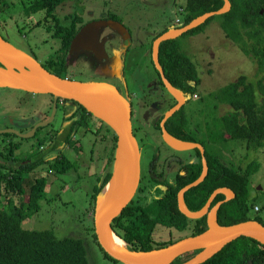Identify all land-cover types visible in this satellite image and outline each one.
Segmentation results:
<instances>
[{
  "label": "trees",
  "instance_id": "obj_1",
  "mask_svg": "<svg viewBox=\"0 0 264 264\" xmlns=\"http://www.w3.org/2000/svg\"><path fill=\"white\" fill-rule=\"evenodd\" d=\"M229 1L231 6L227 12L208 17L203 23L182 35H193L204 30L212 18L217 17L225 35L235 42L245 55L252 57L263 71L264 0ZM55 3H62V0H55ZM43 5L46 4L41 3V6ZM223 5V0H185V4L180 10L181 22L172 28L166 27L159 35L168 30L182 27L203 13L218 10ZM109 19L113 18L110 16ZM82 23H84L83 20ZM176 38L162 41L159 44V64L174 88L187 96L193 97L194 94L197 96L199 79L196 66L174 45ZM46 67L48 71L65 77L63 73L67 70V62L51 60L47 61ZM214 98L215 108L223 103L229 105L230 110L222 115L211 116L212 126L205 124L210 142L218 138L224 139L223 141L240 139L245 142L248 149L257 151L264 148V75L256 80H250L246 75H241L235 81L219 88ZM178 110L176 111V127H168L169 131L173 130L171 133L178 140L201 144L208 167L205 178L184 193L183 202L186 208L192 212L198 211L215 189L227 188L233 192L232 197L225 200V194L219 193L212 201V205L219 200L223 201L216 211V222L219 225H232L256 220L263 224L260 216L254 213L258 207L249 194L250 177L258 171L259 162L251 160L244 167H235L231 162L224 161L220 155L208 148L206 139L197 138L189 128L188 119L182 118L181 111ZM168 121L170 122L171 118ZM73 126L74 123L69 127L64 144L75 147V141L72 140V133H70ZM37 130L36 134H40L38 138L40 145L48 143L50 151L59 150L58 144L62 140L61 138L54 141L50 136H47L48 131L42 133V128ZM5 135L16 137L9 133ZM20 145V141H9L4 146L5 148L0 150V264H90L85 244L80 238L71 236L58 238L52 230L37 231L22 227V222L28 215L38 212L40 201L45 196L48 179L45 176H37L36 168L46 165L49 174L51 172L53 175L55 173L64 174L71 169L72 162L60 152L54 159H48L46 154L34 156L35 158L33 157L31 162L24 163L25 158H18L14 155V151L20 148ZM116 148L117 136L114 133L112 145L104 154V172L97 176L90 195L91 202L93 205L95 204L94 207H96L98 194L113 175ZM43 150L45 149H41L40 152ZM193 150L197 153L198 160L191 164H185L178 170L175 184L169 183L165 190L159 191L155 201L157 205L152 206L148 214L143 215L139 206L133 208V202H130L113 219L111 223L113 231L127 243L130 250L149 251L165 247L184 238L180 235L176 238L157 236L156 239L151 234L155 225H157V233L173 230L180 234L185 233V237L197 235L207 229V222L203 217L188 218L178 207L177 194L180 189L195 181L202 172L200 150L198 148ZM188 168L190 173H180ZM91 228L94 241L103 255L114 262H119L110 257L100 246L94 224ZM198 252L199 250H194L184 253L175 258L172 263H183ZM201 264H264V245L255 239L242 236L225 245Z\"/></svg>",
  "mask_w": 264,
  "mask_h": 264
},
{
  "label": "rangeland",
  "instance_id": "obj_2",
  "mask_svg": "<svg viewBox=\"0 0 264 264\" xmlns=\"http://www.w3.org/2000/svg\"><path fill=\"white\" fill-rule=\"evenodd\" d=\"M72 3L73 0H67L62 7L63 15L73 17L72 7L70 8ZM76 3L80 5V9L77 8L75 14L78 16L80 13V18L84 22L100 19L102 15L111 16L112 20L119 22L129 30L130 34L132 33L133 41L130 44L124 67H121L129 77L132 74L146 73L148 69L151 75L154 74L155 69H153L150 57V36L154 31H156L154 32L156 35L157 30L166 27L172 28L179 23L178 18L182 17L180 10L185 4V0H74L75 6ZM18 9L13 10L11 17H6V22L12 29H9L11 40L18 48L23 49H26L27 43H29L34 54L43 62L54 54L55 44L46 36V31L29 32L28 19L21 15L24 11L19 12ZM105 29L107 28H102V31H106ZM42 38L48 39L42 41ZM140 42L142 44H139ZM174 45L194 62L199 79L197 96L194 94L184 106L187 115H190L189 124L196 131L197 138L210 140L204 125L212 126L211 116L222 115L230 110V106L227 104L220 103L218 108L213 105L214 95L219 88L235 81L241 75H246L250 80H256L264 75V69L261 71L255 60L245 55L239 46L225 35L217 17L212 18L200 32L178 36ZM88 60L85 61V58L81 56L75 59L71 58L67 62L68 69L63 75L85 80L88 75L101 73L98 59L92 57ZM120 66L121 64L118 65V68ZM51 99L49 94H26L19 89L0 87V105H3L6 118L0 121V127L3 122L8 128H12L25 117L29 118V124L34 123L35 119L30 118V115L35 114V110H44L45 112L49 110L50 113H48L51 114ZM3 101L5 102L2 103ZM68 106L67 110L74 107L70 103ZM62 122L63 114L58 108L54 118L49 122L50 125L46 128L47 131L59 129ZM30 132L26 134H31ZM98 136H96L98 141L93 146L94 152L91 155L89 149L92 146L93 135H85L81 130L78 133H73V138L76 140L75 147H67L62 151L63 156L72 162L71 169L66 173L53 175L51 172L49 174L46 165L36 168L37 176H45L48 179L45 196L40 201L38 212L28 215L22 222V227L37 231L52 230L58 238L65 236L80 238L85 244L90 264H123L106 258L92 236L91 227L95 204L93 205L91 202L90 195L97 176L101 175L103 170L101 157L97 158L100 154ZM13 138L9 140L13 139V141L21 143L20 148L14 151L15 157L25 158L32 153L33 157H37L49 152L45 148L39 153L36 151L39 144L37 136L23 140ZM223 140L218 138L213 142H207L208 148L220 155L224 161L231 162L235 167H244L251 160H257L260 164L258 171L250 177L249 194L258 207L254 213L260 216L264 224V148L256 151L246 148L245 142L240 139ZM7 144L5 137L0 135V150H3ZM47 145L48 143L44 147ZM56 153L57 151H54L51 154ZM177 153L182 160L180 163L197 159L193 149L177 151ZM81 157L87 160L88 164L87 162L83 163ZM158 195L159 190L157 189ZM100 196L101 193L98 194L97 201ZM225 196L229 195L225 194ZM172 235L176 238L180 235L185 237L186 234L173 231ZM157 236L171 237L167 231L157 233Z\"/></svg>",
  "mask_w": 264,
  "mask_h": 264
},
{
  "label": "flooded vegetation",
  "instance_id": "obj_3",
  "mask_svg": "<svg viewBox=\"0 0 264 264\" xmlns=\"http://www.w3.org/2000/svg\"><path fill=\"white\" fill-rule=\"evenodd\" d=\"M57 1V0H56ZM67 0H62V3H55V0H0V36L6 40L7 42L15 45L11 40V34L9 32V24L6 22V17H11L12 12L14 9H18L19 12L24 11L21 15H24L28 19L27 25L29 32L36 33V30H43L46 31V36L49 37L56 48H53L54 54L50 56L45 61L41 62L36 54H34L32 50V46L27 43L26 49L19 48L24 52L30 54L37 60L45 69L47 61L51 60H65L68 62L71 58H78L84 57L85 61H89L88 59L94 57H98L91 51L86 50L82 47H79V50H71V43L73 38L79 32L81 27L88 23H82V19L80 18V13L77 16L75 14L76 9H80V5L76 3V6L73 3L70 4V8L72 7L73 10V17L63 15L62 7L66 4ZM41 3L46 4L41 6ZM110 16H104L100 19H109ZM97 20V19H93ZM179 23L181 19L178 18ZM178 24V23H177ZM102 28L106 31H102ZM99 30V41H103V47L105 53H103V57L98 59L99 68L101 73H96L88 75V77L84 80L74 79L70 76L66 77L71 80L81 81V82H106L115 86L121 95L129 102L130 109H131V123H132V132L134 137L137 140V144L139 147L140 153V179L137 190L131 199L130 202L132 203V207L135 208L139 206L140 211L143 215L148 214L150 208L152 206H156L155 201L157 200V189L159 191L165 190L168 184H175V177L178 173V170L183 168L185 164H191L198 160V155L194 151L196 156V160L191 159L186 163H180L182 160L179 157L177 150L172 147L168 142L164 139V130L166 133L173 139L178 140L174 137L171 133L173 130L169 131V128L176 127V111L173 112L164 122L162 126V121L165 117V114L175 107L178 104V100L175 96H173L166 85L163 82L160 72L157 70L154 61H153V42L156 39L155 36H158L162 30H157V34L154 35V31L151 34V43H150V57H151V64L153 66L154 74H150L149 69L146 73L141 72L140 74H132L128 77V74L122 70V66L124 67V62L126 60V56L128 51L130 50V44L133 41L132 33H129L127 38L123 37V34L118 33L117 31L111 29L110 27H102ZM12 30V29H11ZM48 38H42V41H47ZM139 44H142L141 42ZM67 46V47H66ZM98 47L100 48V44L98 43ZM18 48V47H17ZM159 48V47H158ZM180 50V49H179ZM157 56H158V49H157ZM121 66L118 68V65ZM1 65V64H0ZM2 66V65H1ZM90 67V66H89ZM68 69V66H67ZM48 70V69H47ZM100 74V75H99ZM165 75V73H164ZM166 77V75H165ZM167 78V77H166ZM168 80V78H167ZM169 81V80H168ZM170 82V81H169ZM171 83V82H170ZM23 91V90H22ZM179 91V90H178ZM26 94H34L30 92L23 91ZM180 96L183 98V103L180 106L178 111H181V117L186 118L189 120V116L185 111V104L188 102L192 97L187 94L179 91ZM51 96V101L53 103V97ZM26 97V96H25ZM66 100V101H64ZM3 101L2 103H4ZM70 103L71 106H74L73 110H67L69 108L68 104ZM219 107V106H218ZM60 108L63 114V122L59 129L57 130H49V134L52 139L59 140L57 138H61L62 140L59 141L58 148L54 149L57 151L56 154L52 155L54 151L48 148V146L44 147L45 144L37 145L36 151L39 153L41 149L45 148L48 149L47 158L54 159L58 153L65 150L67 147H72L69 145H65L64 141L68 136L69 127L72 123H74L72 132V140L73 133H78L79 130L83 132L85 135H93L92 146L89 149L90 154L93 155V146L98 141L99 137V145L98 150L100 154L97 158L101 157L102 160V167L103 170L101 174L104 172L105 167V159L104 154L108 151V148L112 145V137L115 133L111 127H109L104 121L97 118L93 113L88 111L84 106L79 104L73 100L67 99H59L57 104V109ZM52 109V107L50 108ZM0 121L2 119H6L4 117V109L3 105H0ZM44 110H35V114H31L30 118L35 119L34 123L29 124V118L25 117L23 120L19 122L16 126H12V128H8L3 122L2 127H0V135L4 136L7 142L13 141V136L5 135L6 133L13 134L16 137H20L12 130L17 131L20 134H26L27 132L32 131L34 126L38 123H44L50 116V112ZM171 118L169 122L168 119ZM169 123V124H168ZM168 124V125H167ZM50 125L45 124L36 128L35 133L31 136L35 138L36 136L39 138L40 134H36L38 128H42V133L47 131V127ZM190 130L195 134V130L190 126ZM206 129V125H204ZM13 138L12 140H9ZM29 138V137H28ZM204 139V138H199ZM40 141V139H38ZM181 141V140H179ZM210 142V140H207ZM207 142V146H208ZM40 143V142H39ZM198 143V142H193ZM201 145V144H200ZM100 146V147H99ZM203 148V147H202ZM199 149V148H198ZM83 150V148H82ZM200 150V149H199ZM204 150V149H203ZM34 151V150H32ZM35 151V152H36ZM36 152V153H37ZM201 153V151H200ZM33 153L25 157L24 163L31 162L33 158ZM83 155V153H82ZM202 155V153H201ZM204 155V151H203ZM205 157V156H204ZM82 158V157H81ZM78 159V158H77ZM83 159V158H82ZM81 159V160H82ZM92 159V158H91ZM104 160V161H103ZM206 160V159H205ZM87 162V160L83 159V163ZM202 162V156H201ZM180 163V164H179ZM88 164V162H87ZM44 166V165H42ZM114 172V171H113ZM190 173V169H185L184 171H180V173ZM220 201V200H219ZM217 201V202H219ZM129 202V203H130ZM216 202V203H217ZM213 203V202H212ZM211 206H214V203ZM205 221L207 222V215L205 214L202 216ZM200 217V218H202ZM165 231V230H164ZM169 236H173V230H166ZM152 236L157 239V225H155L151 232Z\"/></svg>",
  "mask_w": 264,
  "mask_h": 264
},
{
  "label": "water",
  "instance_id": "obj_4",
  "mask_svg": "<svg viewBox=\"0 0 264 264\" xmlns=\"http://www.w3.org/2000/svg\"><path fill=\"white\" fill-rule=\"evenodd\" d=\"M223 1L224 5L222 8L205 12L182 27L168 30L159 35L153 42L152 55L154 64L160 72L166 88L178 100V104L165 114L162 126L167 117L180 108L183 98L180 96L179 91L167 80L159 64L157 56L159 44L162 41L182 35L203 23L208 17L227 12L231 6L230 1ZM106 26L123 34L125 38L129 36L128 30L119 22L112 19H97L81 27L72 40L71 50H79V47H82L86 50H91L98 59H101L105 50L103 41H99V30ZM0 64L2 65H0V87L19 89L34 94H49L53 97L49 119L44 123H37L30 132L31 134H20L12 130L20 137H31L37 127L51 122L57 111L59 99L78 102L97 118L104 121L115 132L117 136L116 151L122 149L125 165L121 179L114 188L108 203L100 206L99 200L97 201L93 218L98 242L110 257L123 264H173V260L184 253L199 250L192 258L179 264H201L220 251L225 245L242 236L255 239L264 245V225L256 220L243 221L232 225H219L216 222V211L223 201L217 202L214 206H211V203L219 193L229 195L225 200L232 197L233 192L227 188L215 189L204 206L198 211L192 212L186 208L183 202L184 193L200 183L207 175L208 167L203 155L204 150L199 143L182 142V145L174 144L171 142L173 138L164 130L165 141L175 149L182 151L199 148L202 153V172L200 176L195 181L181 188L177 197L179 210L188 218L197 219L205 214L207 215V229L197 235L184 237L165 247L149 251L130 250L123 239L125 247H115L111 242V236L112 234L117 235L113 231L111 223L133 198L140 179V153L137 140L132 132L129 102L115 86L106 82H81L61 77L48 71L33 56L7 42L1 36Z\"/></svg>",
  "mask_w": 264,
  "mask_h": 264
},
{
  "label": "bare ground",
  "instance_id": "obj_5",
  "mask_svg": "<svg viewBox=\"0 0 264 264\" xmlns=\"http://www.w3.org/2000/svg\"><path fill=\"white\" fill-rule=\"evenodd\" d=\"M171 142L174 144H177V145L183 144L182 143L183 141H178L176 139L171 140ZM124 165H125V158L123 156V151H122V149H119V151L117 150V152H116V161H115V165H114L115 172H113L111 179L104 186V188L101 192V196L99 199L100 206L106 205L108 203V201L110 200L114 188L116 187V185L118 184V182L121 179ZM226 197H228V196H226ZM111 242L117 248H124L125 247L124 241L122 239H120L119 237L115 236L114 234H112V236H111Z\"/></svg>",
  "mask_w": 264,
  "mask_h": 264
}]
</instances>
